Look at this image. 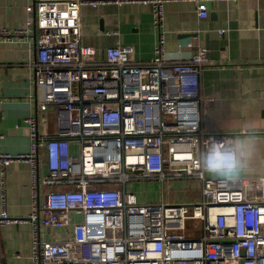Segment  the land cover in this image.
Segmentation results:
<instances>
[{
  "label": "built area",
  "instance_id": "1",
  "mask_svg": "<svg viewBox=\"0 0 264 264\" xmlns=\"http://www.w3.org/2000/svg\"><path fill=\"white\" fill-rule=\"evenodd\" d=\"M167 1L31 0L22 27L0 28V42L34 40L39 109L55 106L59 122L67 112L71 126L44 136L36 118H26L28 153H0V225L19 221L7 212L5 168L29 164L31 264H264V176L232 184L208 175L236 167L234 135L202 127L201 111L211 101L201 93L206 48L189 42V59L165 58ZM193 1L197 16L207 18L205 0ZM125 2L151 5L159 30L153 56L135 61L131 46L117 44L103 60L93 59L94 50L81 43V7ZM180 179L201 182L200 201L142 203L124 189L132 181L164 186ZM72 212L82 220L70 238L41 240L42 228L69 226ZM188 220L201 223L200 236L177 232Z\"/></svg>",
  "mask_w": 264,
  "mask_h": 264
},
{
  "label": "crops",
  "instance_id": "2",
  "mask_svg": "<svg viewBox=\"0 0 264 264\" xmlns=\"http://www.w3.org/2000/svg\"><path fill=\"white\" fill-rule=\"evenodd\" d=\"M204 2L208 10L204 19L197 16L193 0L165 2L160 32L169 61L189 59L194 52L187 47L189 42L193 47L206 48L210 65L201 77V93L211 101L201 111L202 127L212 133L233 134L236 155L234 169L208 175L226 177L235 184L242 178L264 176V0ZM30 3L0 0V28L22 27L28 17L25 7ZM80 19L81 43L94 50L93 59L103 60L105 50L117 44L131 46L135 61L153 56L159 30L149 3L83 5ZM35 61L36 44L29 36L21 42H0V153H28L31 140L26 118H36L38 133L44 136L71 128L67 112L59 122L55 106L39 109L41 91L34 86L32 70ZM38 169L40 177L47 174L43 156L39 157ZM196 186L197 198L187 203L201 200V182L197 180ZM162 188L157 180L149 184L132 181L124 186L142 203L159 202ZM4 189L8 215L19 221L0 225V264H31L32 226L28 216L32 199L27 162L14 161L6 166ZM81 220V213L72 212L69 226L42 228L40 238L60 243L71 237L73 225Z\"/></svg>",
  "mask_w": 264,
  "mask_h": 264
},
{
  "label": "rangeland",
  "instance_id": "3",
  "mask_svg": "<svg viewBox=\"0 0 264 264\" xmlns=\"http://www.w3.org/2000/svg\"><path fill=\"white\" fill-rule=\"evenodd\" d=\"M41 94V93H40ZM170 122V120H169ZM148 184L153 180H146ZM170 186L169 184H165L163 186V190H160V201H164L167 203H185L186 201H194L198 196V188L196 186V179H180L174 180ZM156 189L155 187L152 188ZM161 189V188H160ZM158 193V191H156ZM162 193V197H161ZM187 203V202H186ZM198 224V226H196ZM180 234H184L185 237H198L202 234L201 231V223L195 220L186 221V230L185 231H177Z\"/></svg>",
  "mask_w": 264,
  "mask_h": 264
}]
</instances>
